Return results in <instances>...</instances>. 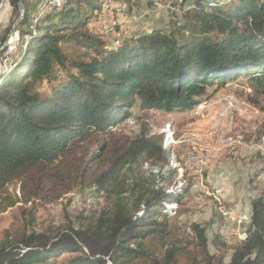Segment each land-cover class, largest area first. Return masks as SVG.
I'll list each match as a JSON object with an SVG mask.
<instances>
[{
    "label": "trees",
    "instance_id": "trees-1",
    "mask_svg": "<svg viewBox=\"0 0 264 264\" xmlns=\"http://www.w3.org/2000/svg\"><path fill=\"white\" fill-rule=\"evenodd\" d=\"M229 2L191 0L171 29L125 35L116 46L91 30L101 0H63L57 10L40 15L25 33L17 62L0 75V193L32 174L36 192L47 194L59 164L104 134L106 141L88 157L108 154L109 167L94 183L111 205L80 214L76 226L53 236L33 231L7 240L0 264H264L263 196L251 200L246 236L226 263L208 253V224H191L203 262L190 256L189 242L170 238L167 218L156 219L158 201L167 195L163 188L145 203L121 197L128 164L140 158L167 163L162 136H146L145 128L130 140L113 136L130 109L190 110L209 95L207 86L213 83L215 91L240 76L264 89V0ZM68 45L77 48L74 56L66 53ZM43 80L57 84L42 97L34 89ZM4 199L8 207L17 202ZM154 238L166 246L157 251L149 244ZM63 253L69 255L60 258Z\"/></svg>",
    "mask_w": 264,
    "mask_h": 264
},
{
    "label": "rangeland",
    "instance_id": "rangeland-1",
    "mask_svg": "<svg viewBox=\"0 0 264 264\" xmlns=\"http://www.w3.org/2000/svg\"><path fill=\"white\" fill-rule=\"evenodd\" d=\"M48 1L0 0V47L20 16L18 3L21 2L27 11V18L23 16L17 24L18 33H13L8 46L0 52V72L9 71L17 62L27 40L24 32L29 30L30 20L43 11L45 5H49ZM154 1L160 0H113L110 15L116 22H108L106 27L111 34L115 32L113 37L118 39L107 45H118L119 38L125 35H137L155 28L171 29L181 20V6L184 8L191 2L172 1L169 8L164 7L163 3L156 7ZM179 4V11L175 13L173 8ZM54 10L57 9L50 11ZM22 21L25 23L20 26ZM94 23L93 19L91 30L97 32ZM65 48L69 56H74L78 51L70 45ZM57 74L65 76L63 69H58ZM53 83L57 84L56 81L43 80L37 83L34 90L42 97L47 96ZM257 85L255 79L246 76L228 81L215 91L216 86L212 83L206 87L209 95L203 96L197 106L186 111L144 112L132 108L130 116L116 127L118 133L113 134L116 139L130 140L145 128L146 136H162L161 144L167 153V163L162 165L154 159L140 158L128 164L121 173L125 190L121 197L129 203L136 198H141L145 203L154 198V191L163 188L167 195L158 201L156 219L167 218L170 238H180L182 243L189 242L190 256H195L198 262L204 261L205 254L191 230L192 223L200 226L208 224V253L215 261L222 259L226 263L234 246L246 236L251 200L257 196L264 197L262 155L256 152L245 155L240 149H232L221 143L224 138L240 130L247 134V141L264 134V89ZM215 109H219L218 113L207 115L208 111ZM234 115H238L239 119L222 131V121L234 119ZM166 125L172 130V137L167 142L162 130ZM104 141V134L92 136L75 150L74 156L59 164L57 176L48 186L47 194L36 192L32 174L6 186L7 190L0 193V246L7 240L29 235L33 231L42 236H53L71 225L76 226L80 214L86 215L111 205L105 191L94 183V178L109 167L106 161L108 154L102 152L97 160L88 157L89 152ZM4 196L17 202L8 207ZM163 241L154 238L149 244L160 251L164 244L166 246ZM68 255L63 253L59 257Z\"/></svg>",
    "mask_w": 264,
    "mask_h": 264
},
{
    "label": "bare ground",
    "instance_id": "bare-ground-1",
    "mask_svg": "<svg viewBox=\"0 0 264 264\" xmlns=\"http://www.w3.org/2000/svg\"><path fill=\"white\" fill-rule=\"evenodd\" d=\"M63 2V0H57V2L55 3V0H50L48 1V6L46 8L43 9V11H41L37 16H34L29 24H28V28L29 30H34V26L37 22V20L39 19L40 15L43 14L44 12L47 11V8L49 7H53V8H59L61 3ZM102 2V1H101ZM104 8V4H101V12ZM100 12V13H101ZM110 26V25H109ZM110 28V27H109ZM110 31L108 30V28L106 27V34H109ZM111 34V33H110ZM13 35V34H12ZM11 35V36H12ZM3 74V73H2ZM0 74V75H2ZM233 104V103H232ZM225 113V112H224ZM216 118V117H215ZM221 120V119H220ZM212 124V123H211ZM165 132V138L164 141L167 142L168 140H170V138L172 137V130L170 129L169 125H166L163 129ZM230 136V137H229ZM227 136L226 138H224L221 143H224V146L226 147H230L232 149H240L238 147H249L250 145H256L258 149H264V134H259V136L254 140H246L247 134L243 131H236L233 132V134ZM256 136V135H255ZM234 144V145H233ZM245 155L249 154L250 152H256L257 154H259L260 152L255 151V150H241ZM262 155V157L264 158V153H260ZM259 154V155H260Z\"/></svg>",
    "mask_w": 264,
    "mask_h": 264
},
{
    "label": "built area",
    "instance_id": "built-area-1",
    "mask_svg": "<svg viewBox=\"0 0 264 264\" xmlns=\"http://www.w3.org/2000/svg\"><path fill=\"white\" fill-rule=\"evenodd\" d=\"M103 1H104V8L100 14L96 15L94 24L96 26L97 33L105 40V42L111 43V42H114V40L118 39V38H115V36L113 37L115 32L113 34H106L107 23L108 22H116V20L114 18H112V16L110 15L113 0H103ZM172 1L180 2L179 0H160V1H154V5L156 7H159L160 4L163 3L164 7L170 8ZM56 2H57V0H55V3ZM178 6L180 7V4L175 5V8H173L175 13L179 11ZM47 10H53V8H47ZM15 33H18V32L16 31ZM24 33H28V32L25 31ZM119 39H121V38H119ZM249 126H252V124H250ZM222 144L224 145V143H222ZM238 148H240V150H255V151H258L260 153H264V149H258L256 145H250L249 147H238Z\"/></svg>",
    "mask_w": 264,
    "mask_h": 264
},
{
    "label": "water",
    "instance_id": "water-1",
    "mask_svg": "<svg viewBox=\"0 0 264 264\" xmlns=\"http://www.w3.org/2000/svg\"><path fill=\"white\" fill-rule=\"evenodd\" d=\"M18 5H19V10H20V16H19V18L16 20V22L13 24V26L11 27L9 34L7 35V37H6L5 41L3 42V44L1 45V47H0V52H1L5 47L8 46V44H9V39H10L11 35H12L13 33L16 32V30H17V29H16L17 24L20 22V20H21L22 17L24 16L25 9H24L22 3L19 2ZM0 74H2V71L0 72ZM109 264H111V262H109Z\"/></svg>",
    "mask_w": 264,
    "mask_h": 264
},
{
    "label": "crops",
    "instance_id": "crops-1",
    "mask_svg": "<svg viewBox=\"0 0 264 264\" xmlns=\"http://www.w3.org/2000/svg\"><path fill=\"white\" fill-rule=\"evenodd\" d=\"M218 110L219 109H215V110L208 111L207 115L213 116L216 113H218ZM238 119H239V116L238 115H234V119L233 118H231V119H229V118L225 119L224 121H222L220 129L222 131H225L230 126H232L234 120L237 121ZM199 121H200V119H199V116L197 115V123H199Z\"/></svg>",
    "mask_w": 264,
    "mask_h": 264
}]
</instances>
